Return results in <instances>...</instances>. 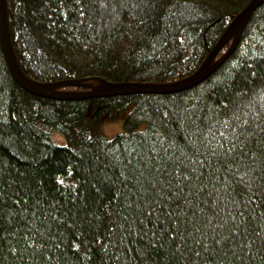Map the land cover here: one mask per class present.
Returning <instances> with one entry per match:
<instances>
[{"label": "trees", "instance_id": "trees-1", "mask_svg": "<svg viewBox=\"0 0 264 264\" xmlns=\"http://www.w3.org/2000/svg\"><path fill=\"white\" fill-rule=\"evenodd\" d=\"M249 1L7 9L35 81L162 84L193 74ZM0 264H264V4L223 65L174 93L38 95L0 40Z\"/></svg>", "mask_w": 264, "mask_h": 264}, {"label": "water", "instance_id": "water-1", "mask_svg": "<svg viewBox=\"0 0 264 264\" xmlns=\"http://www.w3.org/2000/svg\"><path fill=\"white\" fill-rule=\"evenodd\" d=\"M262 4H264V0H251L245 9L234 16L199 68L189 77L171 83H117L99 77H88L53 83H42L31 79L23 72L15 54L9 30L7 0H0V40L6 63L15 80L26 90L38 95L55 99H78L135 93H174L198 85L228 60L239 44L252 15ZM229 42L231 43L230 46L222 53L223 48ZM64 87L77 88V90H61Z\"/></svg>", "mask_w": 264, "mask_h": 264}, {"label": "rangeland", "instance_id": "rangeland-1", "mask_svg": "<svg viewBox=\"0 0 264 264\" xmlns=\"http://www.w3.org/2000/svg\"><path fill=\"white\" fill-rule=\"evenodd\" d=\"M229 45V44H228ZM228 45H227V47H228ZM226 49V48H225ZM108 127V129H106L109 133H111V134H109V135H113V134H115L116 132L115 131H120V129H121V125H119V124H115V125H109V126H107ZM117 131V132H118ZM113 132H115V133H113ZM113 133V134H112Z\"/></svg>", "mask_w": 264, "mask_h": 264}, {"label": "bare ground", "instance_id": "bare-ground-1", "mask_svg": "<svg viewBox=\"0 0 264 264\" xmlns=\"http://www.w3.org/2000/svg\"><path fill=\"white\" fill-rule=\"evenodd\" d=\"M250 2H251V0L249 1V3H250ZM249 3L246 5V7L249 5ZM246 7H245V8H246ZM245 8H243V9H245ZM243 9H242V10H243ZM242 10H241V11H242Z\"/></svg>", "mask_w": 264, "mask_h": 264}]
</instances>
